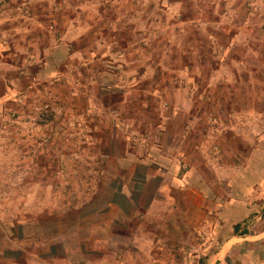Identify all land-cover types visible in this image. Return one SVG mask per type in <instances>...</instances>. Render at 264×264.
Segmentation results:
<instances>
[{
  "label": "rangeland",
  "instance_id": "obj_1",
  "mask_svg": "<svg viewBox=\"0 0 264 264\" xmlns=\"http://www.w3.org/2000/svg\"><path fill=\"white\" fill-rule=\"evenodd\" d=\"M18 15L57 35L66 22V53L0 100V264H264V0H0V32ZM114 110L179 112L165 125L186 151L197 138L206 195L132 214L125 191L145 168L125 159L148 155L157 119L120 134Z\"/></svg>",
  "mask_w": 264,
  "mask_h": 264
},
{
  "label": "crops",
  "instance_id": "obj_2",
  "mask_svg": "<svg viewBox=\"0 0 264 264\" xmlns=\"http://www.w3.org/2000/svg\"><path fill=\"white\" fill-rule=\"evenodd\" d=\"M103 14H105V11H103ZM22 18L23 19H21L19 15L16 17L10 16L8 19L5 18L4 21L8 22L0 32V46L3 49L0 53V63L2 65L0 80L4 82L6 88L3 93H0V100L3 101L4 99L6 101L10 100L11 93L14 91L12 86L15 85V83L18 85V81L24 84V86L30 83H32V85H38L40 80L49 77L53 73V63L56 59H59V57L56 56V54H59L57 52L66 53V22H64L63 25L65 30L63 29V31L57 35L46 29V22H50L53 19L46 20L34 16L30 18L22 16ZM69 21L72 23L74 22L71 19H68V22ZM71 30L80 32L84 29L79 26L78 29ZM227 38L228 45L229 43H233L232 41L234 39L232 35H227ZM229 46H231V44ZM229 46L228 50H230ZM61 61L66 62V55ZM126 63L128 64L127 60ZM28 79H30L31 82H28ZM159 91L160 89H158L156 93H160ZM110 113L111 118H113L112 121L115 124V126L111 128L115 129L117 133L121 130L130 135L138 133L132 130V119H137L141 116L142 120H140V117L138 119L140 120V125H143L144 128L146 127V121H151L153 118L157 119L155 121L157 124L151 126V132L152 135H157L158 139L151 141V146H149L151 151L149 152L148 150V155L139 158L138 155L130 153V156L134 158L130 159L129 156L125 159L126 162H132V169L138 168L139 166L145 168L141 174L142 177L138 175L137 169L134 171L130 178L132 184H129L127 187L128 191H125V198H128L129 203L132 204L131 207L134 208L132 214L135 215L140 212L138 208H141L144 210L143 213L145 215L151 216L154 213L156 204L160 202L159 197H162V203L166 204L168 212L181 214L183 213L182 207L177 206V200H175L172 193L192 192L197 196L206 195L205 193H207L208 185L205 184L206 177H204V171L199 165L198 160L195 159L194 155L191 153L192 149L195 147L194 145L196 144L197 138L192 139V148L186 151L185 149L189 148L191 144H186L187 142L184 140L185 137L182 134L183 132L177 133L175 129L171 131L165 125L166 121L172 119L176 120L180 116L179 112L174 111L169 114L157 112L156 115H152L153 113L148 111H135L127 112L125 115L121 111L118 112L114 110L110 111ZM134 130H137V128ZM191 130H194V126L193 123L190 122L186 125L184 131L187 134L191 132ZM155 135L153 136L156 137ZM169 138L172 141L171 145H167ZM172 143L175 145L174 148L179 147L175 152L172 150ZM176 143L180 146H177ZM152 168L156 169V175L150 172ZM156 177L161 178L163 182L167 179L169 183H165L161 187L153 190V192L149 194L147 201L140 205L136 201L134 194L140 192L145 195L149 190V185L152 184V181ZM116 204V206H120V212L124 211L119 203ZM228 205H223L219 214L221 219L219 220V224H222V228L227 229L230 228L231 224V214ZM206 212L207 214L212 213L211 211ZM244 213L246 214L247 211ZM163 215L168 218L165 213H163ZM208 219L209 218H207V220ZM249 258L250 256L246 255L244 259L248 260ZM222 264H227V259L222 260Z\"/></svg>",
  "mask_w": 264,
  "mask_h": 264
},
{
  "label": "trees",
  "instance_id": "obj_3",
  "mask_svg": "<svg viewBox=\"0 0 264 264\" xmlns=\"http://www.w3.org/2000/svg\"><path fill=\"white\" fill-rule=\"evenodd\" d=\"M239 228H240V225H236L235 227L236 232L239 230ZM243 234H246V233H243Z\"/></svg>",
  "mask_w": 264,
  "mask_h": 264
}]
</instances>
